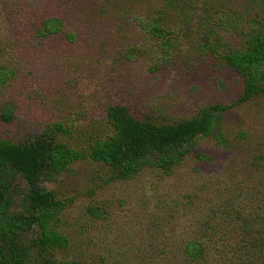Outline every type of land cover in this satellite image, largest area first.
<instances>
[{
  "label": "rangeland",
  "instance_id": "rangeland-1",
  "mask_svg": "<svg viewBox=\"0 0 264 264\" xmlns=\"http://www.w3.org/2000/svg\"><path fill=\"white\" fill-rule=\"evenodd\" d=\"M161 10L179 29L169 54L142 29ZM53 16L64 33L40 37ZM250 30H264V0H0V68L12 77L0 80V140L26 142L60 123L58 139L86 156L42 183L64 203L52 230L66 245L39 256L38 229L23 233L34 263L183 264L204 223L237 210L264 219V96L239 104L242 78L204 47L238 50ZM6 103L12 123L1 118ZM112 105L160 124L232 108L223 142L198 140L172 175L146 168L123 181L86 155L111 133Z\"/></svg>",
  "mask_w": 264,
  "mask_h": 264
},
{
  "label": "trees",
  "instance_id": "trees-1",
  "mask_svg": "<svg viewBox=\"0 0 264 264\" xmlns=\"http://www.w3.org/2000/svg\"><path fill=\"white\" fill-rule=\"evenodd\" d=\"M141 23L148 36L159 40L169 54L174 45L173 33L179 29L168 26L165 11H158ZM42 25L40 37L61 35L65 31L64 21L56 16L45 19ZM66 37L70 42L77 40L72 33ZM218 42L204 47L218 54L242 78L243 94L238 103L264 96V30H250L244 46L238 50L220 51ZM10 75L6 68H0V80L5 77L4 81H9ZM231 108L209 106L194 118L177 124H160L151 118H136L126 106L112 105L107 110L111 133L96 139L86 155L108 167L115 180H134L146 168L172 175L198 140L216 137L219 142L224 141L223 116ZM1 118L6 123L15 121L11 103L4 104ZM59 132L67 134L60 123L26 142L0 140V264H37L22 239L23 233L31 232L34 227L40 232L35 241L40 248L39 256L44 255L42 252L50 253L52 247L66 245V240L52 230L64 203L56 200L42 183L86 156L62 143ZM19 206L25 210L15 213ZM244 211L226 213L216 223H204L185 242L183 264H264V219L258 213L247 215ZM230 231L232 235L228 234Z\"/></svg>",
  "mask_w": 264,
  "mask_h": 264
}]
</instances>
